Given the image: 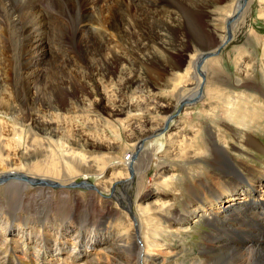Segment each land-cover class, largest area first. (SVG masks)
<instances>
[{
	"label": "rangeland",
	"instance_id": "374dc122",
	"mask_svg": "<svg viewBox=\"0 0 264 264\" xmlns=\"http://www.w3.org/2000/svg\"><path fill=\"white\" fill-rule=\"evenodd\" d=\"M110 2L111 12L97 14L91 10L87 13L86 7L81 6L72 11V26L58 19L52 7L40 4L45 21L58 19L57 25L67 30L60 32L59 28H49L46 46L32 68V74L40 72L41 78L34 80V88L31 86L33 95L29 106L22 109L27 111L15 108L22 96H13L8 82L0 85V100L5 102L0 105V124L5 127L0 143V175L20 169L30 174L29 180H36L35 174L43 175L36 173V170L42 171V164L60 159L56 168L60 173L56 171L57 174L54 172L51 176L65 185L47 188L37 181L28 183L26 193L45 192L50 196L35 199L37 203L43 199L40 205L48 203L38 208V205L18 201L16 188L7 193L6 187L14 178L3 180L0 176V225L3 230L24 238L40 232L4 214L16 220L40 217L54 221L51 226L44 227V238L35 240L38 241L36 246L31 247L34 254L26 250L8 252L7 257L15 264H21L16 261V255L24 264L60 263V255L66 251L68 255L69 250L82 253L73 259L79 264L84 259L97 257L98 249L107 241L105 232H109L110 237L126 236L124 240L129 243L137 230L148 236V243L155 241L159 245L151 250L154 257L159 258L153 264H165L168 259L176 264H190V260L199 257L200 246L207 241L214 247L224 242L238 247L232 225L228 220H221L222 216H239L257 228H260V221L261 233H264V224L259 218L264 210L257 211L264 208V0H247L240 16L229 26L228 44L201 66L204 79L195 72L194 62L200 55L197 49L203 46L210 52L222 44L226 22L234 15L237 0ZM238 3L244 4V1L238 0ZM86 4L91 7L88 2ZM171 5L178 11H172L175 9ZM172 12L169 22L167 17ZM185 14L192 15L194 27L203 32L204 40L200 44L198 31L194 36L185 25ZM97 20L103 22L105 29L91 23ZM82 21L85 22L83 28L88 27L89 31L78 30L74 37L72 31ZM127 23L130 27L124 30ZM79 41L90 45L81 47ZM153 43L162 46L163 51L157 48L158 54L148 53L155 48ZM5 49L8 50L0 49V60L4 64L1 66L7 68L15 61L17 68L25 67V60H19L25 48L11 45ZM145 51L153 55L151 59L134 58ZM169 52L172 58L166 63L178 65L177 70H169V66L161 62L165 58L163 55ZM162 66L168 69L166 75ZM3 72L4 76L11 77L10 69ZM26 75L33 81L30 72ZM68 75H73L72 80ZM35 83H39L37 89ZM200 85L199 98L195 97L197 100L189 104L183 103L184 108L177 112L181 100L191 99ZM58 88L62 98L54 92ZM43 97L53 101L47 103ZM10 102L14 104L7 105ZM243 132L252 136L262 150L245 143ZM60 139L69 143L60 145ZM216 143L233 161H244L252 166L253 178L248 176L245 183L239 185L238 178L244 174L241 171L237 175L225 174L214 183L215 174L220 173L214 166ZM63 148L69 149L71 156L89 157L91 169L68 166L61 158L67 156ZM223 164L224 173L231 169L233 162L226 160ZM241 202L246 210L256 209L259 221L250 219L237 208ZM147 205L149 213L141 217L137 209ZM42 220L37 221L38 225ZM74 223L78 226L74 227ZM69 228L75 230H67ZM85 231H92V240L85 238ZM238 237L243 238L240 233ZM86 245H89L88 250L84 249ZM2 247L0 240V249ZM128 247L118 253L117 261L124 263L126 256L128 264L135 263L138 249L133 243ZM136 264L147 262L138 257Z\"/></svg>",
	"mask_w": 264,
	"mask_h": 264
},
{
	"label": "bare ground",
	"instance_id": "6f19581e",
	"mask_svg": "<svg viewBox=\"0 0 264 264\" xmlns=\"http://www.w3.org/2000/svg\"><path fill=\"white\" fill-rule=\"evenodd\" d=\"M129 1L133 2L135 0H129ZM139 1L144 3V1L149 2L150 0H139ZM190 1L191 0H189V2ZM243 1H244V4L243 3H238V0H237L236 5H234L235 6L234 15L227 20L226 24H228V23L230 24L231 22H233L237 18V16L239 15L240 11L243 8V6L247 2V0H243ZM16 2H17V0H0V49L8 50V49H5V46L7 48H11V45H13L14 47L21 48V49L25 48L26 51L24 53H20L21 57L19 58V60H21V61L25 60V67H22L21 69L17 68V66H16L17 62L14 61V63L11 62L10 64H8L7 68H5V67L1 66V65H4V64L0 60V85L3 84L4 81L8 82L9 85L11 86V88L13 89L12 90V95L13 96H17V95L22 96V99L18 100L19 104H17V106L15 107V108H17V109H19L21 111L26 105H27V107L29 106L28 105V101H29L30 97H32V95H33V94H31V92H32L31 91V86L34 88V86H33L34 80L38 81V79L41 78V76L39 75V74H41L40 72L32 74V68H33L34 64L36 63V58L39 57V52L42 49H44L45 46H46L45 42H46V40H48V36L50 35L49 28L53 27V29H57V30L59 28L60 32H62L63 30H67V28L63 27L61 24L57 25V23H58L57 20L58 19L64 20L67 24L71 25L70 14H71L72 11L79 9L80 6H81V8L82 7L83 8L86 7V12L87 13H91L90 12L91 10H95L97 12V14H100V13L107 12V11L111 12L112 9H113V5L110 2V0H93V2L90 1V0H86V3L88 2L91 7H89L85 3V0H20V2L17 5L14 4ZM40 4L48 6V7L49 6L52 7L53 8L52 11L59 16L58 19L54 20V22L51 21V20H50V22L49 21H45L44 20L45 16L43 15L44 11H42L41 8L39 9V5ZM174 5H171V7L174 8L175 7ZM203 5L206 6L207 2H203ZM158 6H160V5H158ZM174 9L175 10H172V11H178V9H176V8H174ZM43 10H44V8H43ZM190 14H185V22L184 23H185L186 26H188L192 30V32H193V34L195 36V34L198 31V27L197 26H196L197 28L194 27V17L192 15H190ZM81 15H82V13H81ZM109 16H111V15H109ZM172 16H173V12L170 13L168 15V17H167L169 22L172 21V19H171ZM99 17H101V16H99ZM25 18H28V19L25 20ZM97 18H98V16H97ZM86 23H89V21H86ZM91 23L92 24H96L98 27H100V29H105L104 26H103V22L101 20L92 21ZM128 23H127V26L125 27L126 29H124V30H127V28L130 27V25ZM84 25H85L84 21H82V22L77 24V26L74 29V31H72L74 37L77 35L78 30L81 31V30L84 29L83 28ZM166 28H168V27H166ZM171 28H173V26ZM112 29L116 30L115 28H112ZM169 30H170V28H169ZM84 31L88 32L89 28L88 27L85 28L83 30V32ZM170 32H171V35H172L173 31H170ZM98 33H100V32H98ZM119 34H120L119 32H116V35H119ZM198 34H199V38H198L197 42L200 44L204 40V34H203V32L200 33L199 31H198ZM191 35H192V33H191ZM55 37H57V36H55ZM192 37H193V35H192ZM100 39H102V38H100ZM118 39H119V42L122 43V39L120 38V36H118ZM85 40L90 41V43H93V42H91L90 39H85ZM90 43H81V47L85 46L87 48L88 45H90ZM95 45L97 46V43H95ZM153 45H154L155 48L152 50V52H148V53L158 54L156 50H158L157 48L162 49V46H160L158 43H153ZM197 48H199V47H197ZM197 50H200V52H198V54H200V55L205 54V53H209L208 52L209 50L208 49L206 50V48H204L203 46L200 49H197ZM9 51L11 52V49ZM162 51H163V49H162ZM87 52H89V51H87ZM203 52H205V53H203ZM148 53H146V51L145 52H141L140 54L135 55L134 58L136 57V59H138L140 61H142L143 59L149 60V59H151V57L153 55L148 54ZM169 53H166V55H163L165 58L161 62L164 65H168L166 63L168 61V58H172L171 53L170 54ZM20 54H19V56H20ZM0 55H1V51H0ZM133 55H134V52H131V56H133ZM93 56H91V58H93ZM175 56H178V54H176ZM173 58H174V56H173ZM196 62H197V58L195 59L194 67H196ZM91 63L92 62H90V64ZM168 66L170 68L169 70H174V69L177 70L179 68L178 65H172L171 64V65H168ZM137 68H138V66H137ZM143 68H144V66H143ZM162 68H163L162 69L163 74L166 75V71L168 69L166 70V68L164 66H162ZM7 69L11 70V77L4 76L5 73L3 71H5ZM28 72L31 73L33 81H31L29 76L26 75V73H28ZM140 72H141V70H140ZM150 72L152 74L154 73L152 71H150ZM158 73H160V72L158 71ZM142 75H144V74H142ZM62 76L65 77V75H62ZM203 76L204 75L201 72V76L200 77L202 78ZM70 77H73V75H68V77H67V78H69V80H72ZM147 78H148V76H147ZM47 79H51V78H47ZM139 82L141 83V81H139ZM35 85H36L35 89H37V87H39V83H35ZM0 87H2V86H0ZM44 88H47L46 85H45ZM6 90H8V89H6ZM200 91L202 92V85H200L199 91L198 92L196 91L194 93V95H192L193 97H191V99L195 98L196 95L199 94ZM43 92H45V91H43ZM54 92H58L59 93L58 94V98H62L63 97L62 96V92L61 93L59 92V88L56 89ZM54 97H57V95H55ZM10 98H8V99H10ZM8 99H6V100H8ZM191 99H187V98L183 99V100H181V104L182 105H183V103L189 104ZM229 99L231 101L236 100L235 98H229ZM43 100L47 101V103H51L53 101V100H51L50 98H47V97H45ZM11 103H13V102L7 103V105H10ZM31 103H30V108H31ZM3 104H5V102H2L0 100V105H3ZM236 107L237 106L235 105L232 108L235 109ZM22 111L26 112L27 110H22ZM28 117H30V116H28ZM4 130H5V127L3 126V124H0V134L2 135V137L0 138V143H2V140H3V137H4V135H3ZM243 136H244L245 143L249 144L250 146L254 145V148L262 150V146L259 145L253 139L252 136H250L249 134H247L245 132H243ZM27 139H31V138L27 137ZM81 141H82V139H81ZM63 142H65L67 144L69 143V142H66L63 139H60L58 143L60 145H65V143H63ZM78 142H80V141H78ZM240 144H242V143H240ZM216 146H217L216 147L217 154H216V156L214 155L215 156V159H214L215 164H214V166H215V168H218L220 170V173L218 172L219 175L215 174L216 175V180L214 181V183H216L218 181V179L221 176L225 175V174L234 173V174L237 175L241 171H243L244 174H242L238 178V180H240L239 183H238L239 185L244 184L245 181L248 179V176H250V178H253V176L255 174V170H254V168L252 166H250L249 164H247L244 161H241L240 163H238L236 161H233L232 158H230L227 155H225V153L223 152L222 148L217 143H216ZM216 150H214V151H216ZM62 151L67 156L63 155L61 158L63 160H65V161H67L66 163H68V166L73 165V166L79 167V169H91V167L88 164L90 162L89 157H85L84 155L71 156V155H69V149H65V148H63ZM58 160H60V159H54V160L49 161V162H47L45 164H42L41 165L42 171L36 170V173L37 172H42L43 175L35 174V176L37 178L36 180H29L30 174H27L26 172H23L20 169L18 171L11 170L8 173L0 175V176H2L3 180H5V178H14V182H11L8 185V187H6L7 193H9L11 191V189L16 188V189H18L17 191H19V193H17V194H19L18 195V201H23L25 204L38 205V208H40L43 204L47 203V201L41 203V205H40V202L43 199H41L39 203L35 202L34 200L37 199V198H44V197H49L50 198V196L47 193H45V192L44 193H38L36 195H31L29 193H26V188L28 187L27 185H28V183H31V181H37L36 182L37 184H41V186L43 185V187H47V188L48 187L61 188L62 186H65L62 183H59L60 181L59 182L56 181V178L51 176L52 173L57 171L56 168L58 167ZM128 160H129V158H128ZM226 160H228V161L230 160L231 162H233V164L231 165V169L227 167L228 169L225 170L224 173H223L222 172L223 170H221V169H222V167L224 168L225 165L223 164V162L226 161ZM82 161H85L86 164L83 163ZM81 165H84L85 167L84 166L80 167ZM73 166H72V169H73ZM129 166H130V164H129ZM131 167H132V164H131ZM218 169H217V171H218ZM57 172H56V174H57ZM58 173H60V172H58ZM101 173H103V172H101ZM22 179H25V181L22 182ZM166 179H167V177L164 180H166ZM209 187L210 186H208V188ZM62 204H64V203H62ZM154 204H155V202H154ZM239 204L240 205H238L237 208L241 209L242 213L244 215H246L247 217H249L252 220L259 221L257 219V216H256V209L253 210V211L246 210L245 208H243V203L242 202L239 203ZM254 204H256V203H254ZM263 204H264V200H263ZM148 205L145 206V208L142 207V208H138L137 209V212L139 213V215L141 217H144V216H146L149 213L147 211V210H150L149 208H147V207H149ZM151 205H152V203H151ZM163 206L165 207L167 205L163 204ZM259 210H264V208L260 207V208L257 209V211H259ZM36 214L37 215L39 214L40 216L43 215V214L38 213V212ZM46 215H47V213H46ZM3 216L4 217H9L10 220L17 221L19 223L24 221V226H26L28 228L32 227L33 230L35 228H37L40 232H39V234H35L34 236H27L26 237L27 239H26L24 237L19 236L18 233L15 236H13L12 234H8L5 230L2 229V227L0 225V240H2V243H3V247H2V249H0V264H9V263L15 264L16 263L14 260H10L7 257L8 252H11V251L16 253L17 250H22V251L26 250V252L28 254H34L33 251H31L32 250L31 247H35L36 246V243L38 241H35V240L37 239V237H39L40 239H43L44 236H45L44 233L46 232V230H44V227L45 226H51L52 223L54 222L53 220H46V218H45V220H42L40 217L27 218L26 220H16V217H14V216H9L7 214H4ZM259 218L263 221V224H264V212L259 215ZM41 220L43 221V223L38 225L37 221H41ZM221 220H228V223H230L232 225V230L235 232V234H232V235H233V238L238 243V247L229 246L228 243H226V242H224L222 244H219L218 246L214 247L211 241H207V242H205L202 245L200 244L201 245L200 246V250H199L200 251L199 252L200 255H199V257L193 258L192 260H190L189 261L190 264H216V263L217 264H264V233H261V227L263 226L262 223L259 221L260 228H257V227H253V226L248 225L247 221L242 219L239 216H234V217H232V216L231 217L222 216ZM73 226L77 227L78 224L74 223ZM144 226L146 227V224H144ZM67 230L74 231L75 229L74 228H69ZM181 232H186V231L181 229ZM239 233L243 237L242 239L240 237H238ZM105 234H106V237H107V241H105L102 244V247L100 249H98L97 257L95 256L93 258L90 257V258L84 259L83 261H79V264H99V263H101V264H107V263L108 264H128L126 256L124 258L125 259L124 263L117 261L118 259L116 260V257L119 256V254H118L119 252H123L125 250L126 246H127V248H129L128 246L131 243L135 244L136 248L138 249V252L135 251L136 254H137L135 256L137 261H138V257H141L143 262H147V264H153V262H155L156 260L159 259L158 257H154V255L151 253L152 248H154L156 246H159V245H156L155 241H154L155 243L154 242L148 243V241H147L148 240V236L146 234L143 236L141 231L137 230V234H135L134 236H131V238H130L131 242L129 241V243H127V241L124 240V239H126V236L125 237L124 236L123 237L122 236L121 237H116V236L115 237H110L109 232H105ZM56 235H60V234H57V232H56ZM131 235H133V234H131ZM96 236L100 237L101 235L97 234ZM85 238L88 239V240H92V231H85ZM244 242H246V244H243ZM3 249H5L7 252H5ZM84 249L88 250L89 249V245H86L84 247ZM66 252H64L63 255H60L61 262L60 263L55 262V264H62V263L76 264L75 262L77 260H73V259L78 258V256H80L82 254L81 252H77L75 250H69L68 251V255L66 254ZM130 252H132V251H130ZM64 255H67V256H64ZM136 259H135V263H133V264H136ZM16 261L21 263V264H24V260L19 255H16ZM164 261H166V260H164ZM165 264H176V263H174V262H172V261H170L168 259V261H166Z\"/></svg>",
	"mask_w": 264,
	"mask_h": 264
},
{
	"label": "water",
	"instance_id": "95a60500",
	"mask_svg": "<svg viewBox=\"0 0 264 264\" xmlns=\"http://www.w3.org/2000/svg\"><path fill=\"white\" fill-rule=\"evenodd\" d=\"M229 39H230V36L228 35V37L223 41V43L222 44H220L215 50H216V52L215 53H211V51L209 52V53H205V54H202V55H199L198 57H197V62H196V71L198 72V73H200V70H199V68H200V66H201V64L204 62V60L207 58V57H210V56H215V55H217L218 53H219V51L221 50V48L229 41ZM198 95V94H197ZM196 101V99H193L192 100V102H195ZM182 107H183V105L180 103V106H179V108H178V112L182 109ZM130 174H132V172L130 171Z\"/></svg>",
	"mask_w": 264,
	"mask_h": 264
}]
</instances>
